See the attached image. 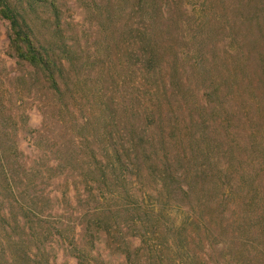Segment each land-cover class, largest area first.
I'll return each instance as SVG.
<instances>
[{"label": "trees", "instance_id": "16d2710c", "mask_svg": "<svg viewBox=\"0 0 264 264\" xmlns=\"http://www.w3.org/2000/svg\"><path fill=\"white\" fill-rule=\"evenodd\" d=\"M178 6L179 0H132L131 14L143 18L146 31L141 34L151 30L159 35L161 42L169 40L171 32L186 23L185 10ZM225 8L229 11V21L231 18L233 27L242 38L240 42L244 41L243 45L248 47L243 58L264 61V0H228ZM47 13L56 17L53 0H0V18L9 24V56L40 76L49 94L63 102L58 104L60 111L68 112L71 105L64 100L76 97L77 92L72 89V79L69 80L62 71L69 67L75 79L80 69L75 56L76 46L61 38L58 40L60 25L58 22L51 25L49 19H41V22L53 33L48 32L46 38L38 34L35 22ZM148 35L157 43L151 33ZM131 52L135 54L134 50ZM158 55L152 46L137 55V60H145V66L149 65L140 82L141 96L130 92L126 103L122 104L115 97L117 94L111 92V85L109 96L105 92L102 96L96 94L100 115L81 127L82 131L89 128L92 134L90 137L79 135L75 142L79 145V190L75 193L82 220L79 224V262L91 257L101 234L109 238L103 237L104 246L109 245L110 238L125 234L123 229H129L133 232L131 237L140 245H148V252L154 255L182 260V252H186L187 264H221L220 261L212 263V256L221 252L224 247L220 244L221 236L234 227L241 214L226 215L214 223H198L193 221L195 209L187 210L186 205L193 206L190 202L195 201L197 212L199 209L211 210V199H221L219 204L223 206L225 200L238 194L244 200L240 205L243 206L242 214L254 218L257 204L253 201L260 199L259 204L264 206V198L258 197L259 189L254 187L260 177H247L244 172V168L264 163V70L229 71L227 76L221 74L219 80L216 76V87L206 88L200 100L195 95L197 100L186 106L187 117L182 111L173 117L177 107L176 100L172 101L173 81L176 79L186 94L189 93L187 79L182 78L179 71L165 77V73L161 75L162 71H156ZM207 76L208 71H201L197 78L206 81ZM107 77L114 86L117 85L113 74ZM239 81L245 83L247 94L250 90L253 93L254 99L250 103L253 119L246 117L247 112L241 117L244 114L242 107L239 111L224 106L225 90L235 88L237 93L240 92ZM216 93L220 96H215ZM237 100L239 97L235 96L233 102ZM188 120L191 126L200 129L199 134L190 137ZM233 122H240L244 128L231 129ZM248 123L250 129L245 128ZM96 130L99 131L98 137L94 133ZM236 130H243V133ZM82 147L90 149L83 151ZM22 155L14 152L8 156L12 161L32 162L31 158ZM222 179L229 183V187L219 195L218 187L214 185ZM73 188L77 190L76 186ZM240 245L250 248L246 264H264V244L258 249L255 242L246 239ZM114 246H118V250L121 248V264H132V243L117 241ZM239 250L237 253L241 252Z\"/></svg>", "mask_w": 264, "mask_h": 264}, {"label": "rangeland", "instance_id": "374dc122", "mask_svg": "<svg viewBox=\"0 0 264 264\" xmlns=\"http://www.w3.org/2000/svg\"><path fill=\"white\" fill-rule=\"evenodd\" d=\"M227 1L179 0L178 7L183 6L187 15L184 16L186 23L176 27L169 40L160 42L159 35L151 30L141 34L146 31L145 23L139 14H131L132 0H53L56 17L49 13L39 15L35 30L46 38L53 30H46L41 19H49L51 25L58 22V40L61 38L76 46L79 75L75 71L74 79L69 67L62 71L63 75L69 76V80L72 79V89L77 92L76 97L64 100L71 105L68 112L60 111L58 104L63 102L49 94L40 76L9 56V24L0 18V122H3L0 123V264H121V248L118 250L119 247L114 246L117 241L132 243V264L189 263L186 252H182V260L148 252V245H140L131 237L133 232L129 229H123L125 234L110 238L109 245L104 246L103 237L106 236L101 234L91 257L79 262V224L82 220L75 193L79 190V145L75 142L79 135L90 137L89 134H92L89 128L82 131L81 127L100 115L96 94L102 96L105 92L109 96L111 85V92L117 94L115 97L122 104L126 103L130 92L142 95L140 82L142 76H146L144 71H148L149 65L145 66V60H137V55L151 49V46L159 52L156 71H162L161 75L165 73L164 77L179 71V75L187 79L189 93L186 94L182 92L180 83L176 79L173 81L172 101L176 100L177 105L173 117L181 111L187 117L186 106L196 99L195 95L200 100L206 88L216 87L221 74L263 71L264 61L243 58L248 47L243 45L244 41L240 42L242 38L233 27L231 18L229 21V11L225 8ZM148 33L155 37L157 43ZM131 50L135 51L134 55ZM201 71H208L206 81L197 78ZM108 74H113L115 81L117 79L116 86L111 83ZM239 88L241 91L238 93L235 88L225 90L224 106L239 111L243 108L241 117L247 112L246 117L253 119L250 106L253 93L250 90L247 94L244 90L246 85L241 81ZM215 96H220V93ZM235 96L239 97V101L233 102ZM189 97L193 99L188 101ZM164 110H167L166 106ZM187 123L190 137L200 133L196 125L191 126L190 120ZM237 127L244 128V125L233 122L231 129ZM245 128L250 129V124H246ZM243 130L236 131L243 133ZM94 133L99 136L98 130ZM181 133L187 137L182 130ZM9 148L11 150L8 151ZM89 149L82 147L83 151ZM14 152H21L23 158L28 156L32 162H24L23 159L12 161L8 155ZM250 168H244L245 176L260 177L261 181L257 180L254 187L259 189L258 197L264 198V163ZM228 185L222 179L214 186L218 187L220 195L227 191ZM220 201L211 199V210L199 209L197 212L195 201L190 202L193 206L186 205V209L194 208L193 221H204L205 224L217 222L226 215L233 217L232 214H241L234 227L221 236L220 244L224 247L212 256L211 262L246 264L250 248L239 244L246 239L255 242L258 249L264 244V206L260 205V199L253 201L257 204L254 218L250 214H242L243 206L240 205L244 200L238 194L231 200H225L223 206ZM209 216L210 219H207ZM93 231L96 229L93 228ZM237 249L241 252L237 253Z\"/></svg>", "mask_w": 264, "mask_h": 264}]
</instances>
